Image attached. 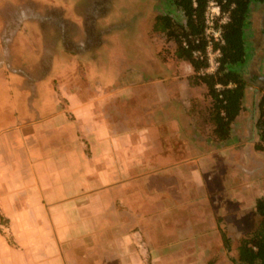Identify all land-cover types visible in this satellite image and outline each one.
<instances>
[{"label":"crops","instance_id":"0c3cea01","mask_svg":"<svg viewBox=\"0 0 264 264\" xmlns=\"http://www.w3.org/2000/svg\"><path fill=\"white\" fill-rule=\"evenodd\" d=\"M32 21L23 23L27 31ZM21 38L16 44L25 50ZM23 51L0 63V118L11 121L0 124V211L8 219L0 231V264H148V257L159 256L141 248L161 232L153 223L171 227V220L178 221L176 227L196 234L194 226L204 221L178 219L192 208L204 219L207 202L216 201L215 178L226 201L251 208L263 196L248 205L253 181L264 178L255 177L253 167L264 151L256 149L257 120L242 122L245 105L227 140L205 138V117L190 105L206 87H192L188 75L156 72L152 118L132 126L119 103L124 90L94 96L72 85L55 86L53 75L38 73L44 58ZM52 64L55 71L60 62ZM6 105L16 118L4 113ZM151 166L159 172L144 171ZM241 172L254 178L241 184ZM157 179L165 184L158 186Z\"/></svg>","mask_w":264,"mask_h":264},{"label":"rangeland","instance_id":"374dc122","mask_svg":"<svg viewBox=\"0 0 264 264\" xmlns=\"http://www.w3.org/2000/svg\"><path fill=\"white\" fill-rule=\"evenodd\" d=\"M217 7L216 3H210L207 9L214 17L213 27L215 25L216 31L227 16V13L218 10ZM166 13L171 14L180 23L185 21L183 12L172 0H0V63L10 62L19 56L17 49L19 53L24 49L21 50V44H16V40L22 37L23 45L28 48L24 51L33 52L34 56L37 53L39 58H44L45 69L39 70L38 73L42 76L45 73L53 75L55 86L72 85L71 87L77 90H89L94 96L99 92L124 90L119 103L123 107L124 120L132 126L135 123H148L152 118L150 111L154 103L150 93L154 89L151 83L156 72L172 75L178 72L183 76L188 75L192 87H206L202 98L193 99L190 106L192 111L199 109L205 117L204 122L209 127L206 126L204 137L214 140V123L210 117L212 99L208 95L207 86L193 83L195 71L191 64L178 58L175 55L176 44L167 41L163 32L154 29V17ZM29 19L34 21L29 25L32 30L27 31L25 25ZM215 29L207 33L210 41L207 47L210 62L209 68L206 69L208 73L216 72V62L220 57L218 50L215 49V43L219 45L221 42L216 40ZM263 30L264 2L253 5L251 10L247 30L250 63L243 66V74L249 85L244 99L245 112L242 122L249 120L252 124H255L261 109L264 110ZM25 40L36 43V47L30 48ZM151 40L157 42L156 53V44ZM32 61L30 60L31 63H35ZM52 62H60L56 65L55 71ZM32 65L34 67L37 64ZM25 71L26 69L24 73L27 74ZM10 72L14 70L9 69L8 73ZM91 75L97 77V80L91 82ZM71 78L73 81H68ZM26 83L30 85V79ZM7 108L10 107L6 105L4 113L8 114V118L15 117ZM8 121H2L0 118V124ZM258 134L260 135L259 131ZM198 146V149L202 148V145ZM259 156L260 159L254 158V175L264 177V152ZM213 166L212 162L211 168L216 170ZM151 167L144 171L159 172L158 168ZM226 169L228 170L226 167L219 168L221 171ZM231 170L230 173H233ZM239 176L241 184L254 178L244 172L239 173ZM218 179H214L217 181L214 188L216 201L207 202L203 211L204 219L198 216L199 211L193 208L182 212L178 219L182 222L186 217H191L188 218L189 222L204 221V226L197 224L194 226L196 234L188 231L183 224L176 227L175 223L178 221L171 220L173 224L171 227L163 224L157 226V222L153 223L154 230L161 232L159 235L158 233L152 235L150 240L143 241L141 248H149L159 256L157 259L148 257L146 259L148 264H242L238 260L239 245L243 238L250 236L257 228L260 217L255 211V206L248 208L246 204L226 201L225 193L222 191L224 186L219 184ZM174 181L176 182L174 186L179 185L177 180ZM164 184L157 179L158 186ZM253 184L255 190L250 195L248 205L253 204L255 197L264 196V178L253 181ZM185 193V198L190 196L189 191ZM195 194L198 196L199 190ZM1 216L3 215L0 211ZM7 227L6 223H2L0 228L4 231ZM198 231L201 235L203 232L202 237ZM179 234L187 235L183 237L186 239L179 240L177 238ZM223 234L229 239L228 247L224 243ZM182 243L185 245L184 248H181ZM176 245L180 248L171 250ZM168 253L173 255L165 256Z\"/></svg>","mask_w":264,"mask_h":264},{"label":"trees","instance_id":"16d2710c","mask_svg":"<svg viewBox=\"0 0 264 264\" xmlns=\"http://www.w3.org/2000/svg\"><path fill=\"white\" fill-rule=\"evenodd\" d=\"M183 12L184 23L175 20L171 14H159L155 17L154 29L161 31L167 41L176 44L175 55L188 61L195 71L194 84H205L212 99L210 117L214 123V140H227L236 118L244 109V99L248 80L244 77L243 66L248 60L247 30L253 5L264 0H172ZM216 2L220 10L228 14V20L222 25L223 42L215 43L220 50L219 66L216 72L208 73L209 58L207 47L210 43L206 34V15L209 3ZM204 71V72H203ZM203 72V73H202ZM257 128L261 141L257 150H264V110L257 118ZM255 211L260 217L253 233L241 240L238 260L242 264H264V196L257 199ZM8 219L0 217L2 223ZM1 231V228H0ZM224 243L229 239L223 234Z\"/></svg>","mask_w":264,"mask_h":264},{"label":"built area","instance_id":"2783aa9c","mask_svg":"<svg viewBox=\"0 0 264 264\" xmlns=\"http://www.w3.org/2000/svg\"><path fill=\"white\" fill-rule=\"evenodd\" d=\"M210 3H212V4H214V3H216V2H214V1H211ZM209 3V4H210ZM217 4V3H216ZM218 5V4H217ZM217 9L218 10H220V7H219V5H218V7H217ZM221 11V10H220ZM218 12V11H217ZM206 23H207V28H206V34L208 33H210V31L213 29H215V25H214V27H213V19H214V17H213V15H210L208 12H207V15H206ZM228 20V14H227V16L225 17V20H224V23L226 22ZM215 23V22H214ZM223 25V24H222ZM222 25L219 27V29L216 31V29H215V31H214V34L216 35V40L217 41H219V42H223V39H222ZM218 54L219 55H221V53H220V50H218ZM209 66H210V62H209ZM219 66V59L217 60V62H216V67H218ZM209 68V67H208ZM207 68V69H208ZM217 70V69H216Z\"/></svg>","mask_w":264,"mask_h":264}]
</instances>
